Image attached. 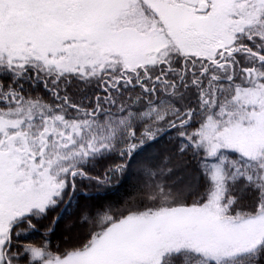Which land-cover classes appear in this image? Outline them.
Here are the masks:
<instances>
[{"label":"trees","instance_id":"obj_1","mask_svg":"<svg viewBox=\"0 0 264 264\" xmlns=\"http://www.w3.org/2000/svg\"><path fill=\"white\" fill-rule=\"evenodd\" d=\"M257 43L241 42L255 53ZM191 62V72L187 59L177 57L168 65L83 74L0 61V119L30 138L56 126L72 129L69 149L79 154L58 171L51 167L58 173L50 179L59 187L48 204L15 222L9 264H43L79 252L129 216L202 207L216 190L226 220L264 213V152L245 170L235 151L210 158L204 138L206 129L241 114L236 91L252 89L246 70L254 67L264 76V63L238 54L230 71L202 74L200 62ZM218 163L225 178L216 182ZM159 264L220 263L182 250L166 253ZM221 264H264V241Z\"/></svg>","mask_w":264,"mask_h":264},{"label":"rangeland","instance_id":"obj_2","mask_svg":"<svg viewBox=\"0 0 264 264\" xmlns=\"http://www.w3.org/2000/svg\"><path fill=\"white\" fill-rule=\"evenodd\" d=\"M263 20L264 0H0V61L93 74L153 67L174 55L215 60L235 50L241 38L260 40L257 52H264ZM263 79L257 71L249 80L252 89L236 91L241 114L206 129L210 158L235 151L245 170L251 168L248 161L260 158ZM7 122L0 119V264L10 227L48 204L59 187L50 174L79 155L69 149L72 129L56 126L30 138L13 132ZM220 163L214 166L216 182L225 178ZM218 192L202 207L129 216L88 248L43 264H159L166 253L182 250L221 264L252 252L264 241V213L236 223L226 220Z\"/></svg>","mask_w":264,"mask_h":264},{"label":"water","instance_id":"obj_3","mask_svg":"<svg viewBox=\"0 0 264 264\" xmlns=\"http://www.w3.org/2000/svg\"><path fill=\"white\" fill-rule=\"evenodd\" d=\"M239 51H240V49H237L235 52L228 53V54H229V55H234V54L238 53ZM247 52H248V54L251 55V56H256V55H254L250 50H247ZM222 57H223V53L221 54V58H220L219 61H221ZM256 57H257V56H256ZM259 58H261V59L264 61V57L260 56ZM219 61H218V62H219ZM157 81H158V80H156V82H157ZM11 230H12V229H11ZM11 230H10V232H11ZM9 242H10V233H9V235H8V246H9ZM4 257H5V255H4Z\"/></svg>","mask_w":264,"mask_h":264},{"label":"flooded vegetation","instance_id":"obj_4","mask_svg":"<svg viewBox=\"0 0 264 264\" xmlns=\"http://www.w3.org/2000/svg\"><path fill=\"white\" fill-rule=\"evenodd\" d=\"M209 66L206 65V61H202V69H200L199 71H202V73H204L205 71H208Z\"/></svg>","mask_w":264,"mask_h":264}]
</instances>
